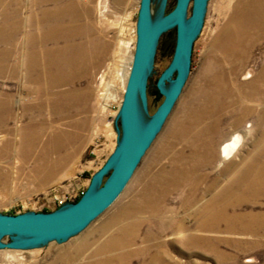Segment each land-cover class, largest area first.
Here are the masks:
<instances>
[{"label": "rangeland", "instance_id": "1", "mask_svg": "<svg viewBox=\"0 0 264 264\" xmlns=\"http://www.w3.org/2000/svg\"><path fill=\"white\" fill-rule=\"evenodd\" d=\"M40 1L0 0V58L9 70L26 54L34 19L53 5ZM160 1L153 0L154 15L162 12ZM176 2L167 1L166 14ZM79 3L95 7L112 44L96 92L113 58L134 55L140 0ZM258 5L209 0L183 91L116 202L65 241L0 249V264H264V3L262 10ZM192 11L193 2L189 17ZM176 36L173 28L159 40L147 83L150 115L164 100L157 81L172 61ZM10 75L0 77V214L55 211L56 195L91 180L87 170L79 172V135L64 137L70 119L56 117L49 104L43 111L29 104L34 96L21 93ZM106 125L117 133L115 123ZM65 138L72 145L55 142ZM227 143L232 149L224 156Z\"/></svg>", "mask_w": 264, "mask_h": 264}, {"label": "water", "instance_id": "2", "mask_svg": "<svg viewBox=\"0 0 264 264\" xmlns=\"http://www.w3.org/2000/svg\"><path fill=\"white\" fill-rule=\"evenodd\" d=\"M153 16V0H140L136 46L123 101L115 120L117 141L114 151L93 174L84 195L51 212L0 214V249H30L51 241L62 242L80 233L110 208L121 196L157 135L163 129L187 82L195 40L201 32L209 0H177L175 8ZM193 2V12H188ZM176 28V46L170 65L157 81L164 96L153 115L148 109V78L159 40ZM169 85L168 88L165 86ZM143 114L150 115L143 123ZM106 178V179H105ZM10 237L11 242H2Z\"/></svg>", "mask_w": 264, "mask_h": 264}, {"label": "crops", "instance_id": "3", "mask_svg": "<svg viewBox=\"0 0 264 264\" xmlns=\"http://www.w3.org/2000/svg\"><path fill=\"white\" fill-rule=\"evenodd\" d=\"M49 2L53 5L45 6L38 20L33 21L36 30L28 31L26 54H19L11 70L8 59L0 58V77L10 72L21 93L25 89L27 96H34L32 101L25 102H37L40 111L44 104H49L56 117L70 119L72 128L64 132V137L79 135V172L87 170L92 177L100 167L93 158L86 160L87 154L91 157L89 147L97 137H105L110 146L116 140L115 132L109 133L106 118L101 114L98 119L95 116V80L111 55L112 44L106 30L97 23L95 7H85L79 0L38 3ZM12 101L16 103L14 97ZM55 142L66 146L73 143L67 138Z\"/></svg>", "mask_w": 264, "mask_h": 264}, {"label": "built area", "instance_id": "4", "mask_svg": "<svg viewBox=\"0 0 264 264\" xmlns=\"http://www.w3.org/2000/svg\"><path fill=\"white\" fill-rule=\"evenodd\" d=\"M136 41L130 43L131 50L135 51ZM133 55V54H132ZM130 54V56H132ZM113 58L108 66L97 77L96 93L99 110L105 115L107 124L113 125L119 113L125 90L123 91V72L129 66L131 69L132 61L128 56ZM125 60V61H124ZM131 62V63H130ZM116 140H117V133ZM109 142L105 137H97L89 147L88 153L95 161L96 165L102 167L112 152L108 154ZM88 184L80 185L78 189L67 190L63 195H56L54 209H58L68 203L77 202L86 192Z\"/></svg>", "mask_w": 264, "mask_h": 264}, {"label": "bare ground", "instance_id": "5", "mask_svg": "<svg viewBox=\"0 0 264 264\" xmlns=\"http://www.w3.org/2000/svg\"><path fill=\"white\" fill-rule=\"evenodd\" d=\"M161 2V6L163 5V0H161L160 1ZM256 3H257V0H255V5H256ZM258 3H259V5H258V7L262 10V7H263V3H264V0H258ZM251 5V4H250ZM160 6V7H161ZM248 6V5H247ZM190 7H191V4H190ZM190 7H189V10H190ZM244 7V6H243ZM157 5L155 4V2H153V4H152V10H153V16H155V17H161L162 15H163V13H164V8L161 10L162 12H157L156 13V15H154V12H156V10H157ZM247 9V8H246ZM245 10V9H244ZM251 10V9H250ZM252 10H254V9H252ZM260 10V11H261ZM193 12V11H192ZM240 12V11H239ZM252 12V11H251ZM251 12L249 13V15L246 17L247 18V20H245L246 21V23H252V19H253V16H254V14H251ZM261 13H262V11L261 12H259V15H261ZM241 14V13H240ZM191 15H192V13H190V17H191ZM257 15V14H256ZM190 17H189V12H188V19H190ZM244 17V16H243ZM255 17V16H254ZM238 20H240L239 18H238ZM133 58V55H132V57H131V59ZM126 59V58H125ZM131 63V62H130ZM129 73H130V69H129V66L124 70V72H123V87H124V84H125V87H126V83H127V79H128V75H129ZM169 87V85H167V86H165V88H168ZM146 115H148V114H143V116H142V121H143V123L145 124V123H147L148 121H149V119H150V117H146L145 118V116ZM150 116V115H149ZM233 139H235V138H233ZM233 144H234V142H233ZM225 145V144H224ZM223 149V154H224V156H227L228 155V153L230 152V150L232 149V145H230L229 143H227L225 146H224V148H222ZM213 219V218H212ZM215 223V222H214ZM214 223H210L209 222V226H212ZM207 224V226H208V223H206ZM212 224V225H211ZM206 226V225H205ZM206 226V227H207Z\"/></svg>", "mask_w": 264, "mask_h": 264}]
</instances>
